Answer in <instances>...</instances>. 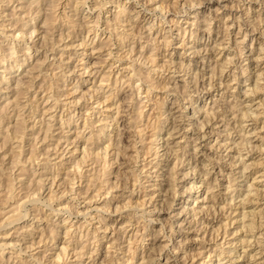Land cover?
Listing matches in <instances>:
<instances>
[{"label": "clouds", "instance_id": "obj_1", "mask_svg": "<svg viewBox=\"0 0 264 264\" xmlns=\"http://www.w3.org/2000/svg\"><path fill=\"white\" fill-rule=\"evenodd\" d=\"M0 264H264V0H0Z\"/></svg>", "mask_w": 264, "mask_h": 264}]
</instances>
